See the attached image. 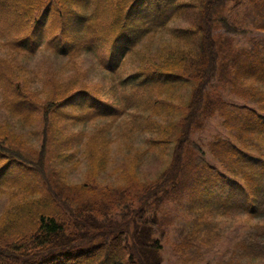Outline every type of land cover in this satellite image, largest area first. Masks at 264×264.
<instances>
[{"label": "trees", "instance_id": "obj_1", "mask_svg": "<svg viewBox=\"0 0 264 264\" xmlns=\"http://www.w3.org/2000/svg\"><path fill=\"white\" fill-rule=\"evenodd\" d=\"M240 1L0 0V105L21 124L41 122L34 147L9 120L0 121V196L9 195L0 216V264H162L160 234L180 219L179 206L191 214V237L210 232L218 213L257 214L264 195V38L236 43L233 34L249 33L227 14ZM247 10L252 29L264 31V0H248ZM183 16L188 25L174 27ZM39 51L71 60L93 55L116 80L115 98L86 86L85 70L83 79L51 84L42 97L26 62ZM180 87L185 96L175 102L169 92ZM162 113L170 115L159 122ZM214 117L228 132L208 143L216 164L193 137ZM63 120L80 131L66 136ZM156 128L145 151L159 148L166 162L153 179L72 184L55 168V157L75 160L77 141L88 133L81 153L101 168L112 160V135L129 148L137 133ZM208 236L190 244L201 246Z\"/></svg>", "mask_w": 264, "mask_h": 264}, {"label": "rangeland", "instance_id": "obj_2", "mask_svg": "<svg viewBox=\"0 0 264 264\" xmlns=\"http://www.w3.org/2000/svg\"><path fill=\"white\" fill-rule=\"evenodd\" d=\"M247 9L248 0H241L238 4L230 3L227 12L229 19L234 21L236 26L249 28L247 35L233 34L239 46L248 45V41L252 37L264 38V31L254 30L249 25L250 18L246 16ZM186 20L187 17L183 16L175 20L173 26H186L188 25ZM162 38L163 36H159L158 40L161 41ZM159 41L155 42L154 46L156 48L160 43ZM73 60H71V57H57L48 51H39L31 58H27L26 62H30V68L38 74V79L34 81V85L38 86L42 97L44 92L51 89V84L57 85L61 82L70 83L78 78L77 75H80L83 79V72L85 70L88 74L86 79L90 84H86V86L92 87L101 97L108 99L115 98L116 95L115 91H113V86L116 80L110 78L106 72L102 71L97 65V61L94 60L93 55H81ZM77 69H80V72L76 71ZM80 84L77 83V85ZM185 92L186 89L180 87L169 93L171 94L172 100L177 102L184 98ZM132 112H129L124 117H130ZM165 114L168 113H162L156 116V120L159 122L167 120L169 116L167 118ZM3 118L9 120L10 124L18 133L21 132L22 138L27 139L34 147H40L41 137L38 133L34 134V130L37 131L41 125L39 119H36L34 122L30 121L31 123L28 124H21L0 105V121ZM63 121L69 122V124L65 125L67 127L65 131L66 136L75 135L80 131V126L71 129V122ZM90 126L91 123L86 126V130ZM203 128L200 131H196L193 137L207 151L206 158L216 164V161L209 152L208 143L215 134L220 133L224 137H228V132L218 117L208 120L206 126ZM137 134L138 136L135 137L133 145L129 148L123 146L121 138L119 137L120 135H112L113 139L115 138V142L106 149V153L110 154L112 160L107 166L100 168V166L92 165L93 162L88 161L81 153V151L83 152L82 149L88 145L89 138L87 136H90L88 133L85 136H81L77 141L79 142L81 140L80 147L82 148L81 151L75 154L74 159L77 162L75 160L73 162H60V159L55 157V168L60 170V175L63 180L65 179L67 180L66 182L72 184H79L80 182H93L95 184L96 182L97 184L110 183V185L116 186L117 184H133L138 181L153 179L164 167V163L166 162V159H161L159 148H152L149 151H145L149 146L146 141L153 136L155 138L159 136L158 129L156 128L153 134L149 132ZM70 144H73L75 148L76 141L73 140ZM88 149L85 150L87 151ZM92 166L94 167L93 169ZM96 168L99 170L96 171ZM125 171L129 178L123 176L126 175L124 173ZM134 172H138L140 175L135 176L132 174ZM242 183L241 181H237V186L239 188L242 187L240 196L246 194ZM261 198L257 206V214L253 215L248 210L218 213L215 215V219L213 220L214 224L211 225L210 232L205 233L207 230H200V232L196 230L192 237L189 235L190 227L187 226V224H191L188 222L191 214L189 216L184 215L186 213L184 205L179 206V210H176L174 214L180 219L168 227L164 233L160 234L163 242L162 264H264V195ZM8 199L9 195L6 193L0 196V216L7 207ZM200 234H209V236L204 243H201V246L199 244H190L191 241H195L200 237Z\"/></svg>", "mask_w": 264, "mask_h": 264}]
</instances>
